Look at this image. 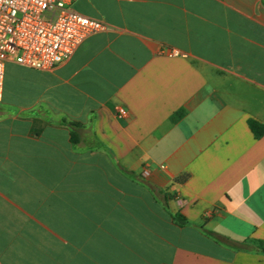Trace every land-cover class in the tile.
Here are the masks:
<instances>
[{
  "label": "crops",
  "instance_id": "crops-1",
  "mask_svg": "<svg viewBox=\"0 0 264 264\" xmlns=\"http://www.w3.org/2000/svg\"><path fill=\"white\" fill-rule=\"evenodd\" d=\"M72 8L107 29L7 65L0 264H264V0Z\"/></svg>",
  "mask_w": 264,
  "mask_h": 264
},
{
  "label": "built area",
  "instance_id": "built-area-1",
  "mask_svg": "<svg viewBox=\"0 0 264 264\" xmlns=\"http://www.w3.org/2000/svg\"><path fill=\"white\" fill-rule=\"evenodd\" d=\"M73 0H0V101L7 65L53 71L107 26L72 8ZM172 52L171 55H177ZM126 115L124 108L119 109ZM145 176L149 171L145 170Z\"/></svg>",
  "mask_w": 264,
  "mask_h": 264
},
{
  "label": "trees",
  "instance_id": "trees-1",
  "mask_svg": "<svg viewBox=\"0 0 264 264\" xmlns=\"http://www.w3.org/2000/svg\"><path fill=\"white\" fill-rule=\"evenodd\" d=\"M182 115H183L182 112L177 113V115H175V117H173V120L176 121L177 119L181 118ZM250 127L257 137H261L264 134V125L260 124L259 122L255 121V120H251L250 121ZM174 219L180 225H186L187 224V220L182 215H179V214L174 215ZM255 245H256L257 249L261 250L264 253V241H256Z\"/></svg>",
  "mask_w": 264,
  "mask_h": 264
},
{
  "label": "rangeland",
  "instance_id": "rangeland-1",
  "mask_svg": "<svg viewBox=\"0 0 264 264\" xmlns=\"http://www.w3.org/2000/svg\"><path fill=\"white\" fill-rule=\"evenodd\" d=\"M20 72H18L16 74V71H15V68L13 69V71H11V78H13L15 80V83H16V86L15 88H19L20 90H31V88H34V83H35V79L32 80L30 77V74H27L24 70L22 69H19ZM43 72H48V71H43ZM52 75V73L50 74ZM31 84H32V87H31ZM10 97V96H9ZM13 97V95L11 96ZM4 99V96L2 98V100ZM1 100V101H2Z\"/></svg>",
  "mask_w": 264,
  "mask_h": 264
}]
</instances>
